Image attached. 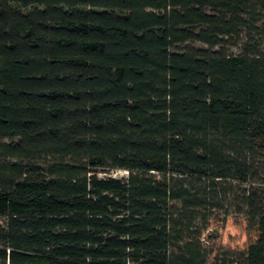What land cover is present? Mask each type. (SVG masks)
I'll use <instances>...</instances> for the list:
<instances>
[{
  "label": "trees",
  "instance_id": "16d2710c",
  "mask_svg": "<svg viewBox=\"0 0 264 264\" xmlns=\"http://www.w3.org/2000/svg\"><path fill=\"white\" fill-rule=\"evenodd\" d=\"M262 177L264 0H0V264H264Z\"/></svg>",
  "mask_w": 264,
  "mask_h": 264
},
{
  "label": "rangeland",
  "instance_id": "374dc122",
  "mask_svg": "<svg viewBox=\"0 0 264 264\" xmlns=\"http://www.w3.org/2000/svg\"><path fill=\"white\" fill-rule=\"evenodd\" d=\"M16 7L19 8L20 10H22L24 13H30L34 8V7L22 8L20 6H16ZM230 51L237 54V53L241 52V49H240V47L232 48V49H230ZM104 175H112V176L121 178V177H126L128 175V172L126 170H121V169H112V170H109L108 173H104ZM254 186L257 188L264 189V177H262L261 181L254 184Z\"/></svg>",
  "mask_w": 264,
  "mask_h": 264
}]
</instances>
